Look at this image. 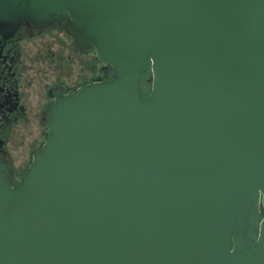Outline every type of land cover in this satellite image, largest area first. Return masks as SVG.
Instances as JSON below:
<instances>
[{
    "label": "water",
    "instance_id": "1",
    "mask_svg": "<svg viewBox=\"0 0 264 264\" xmlns=\"http://www.w3.org/2000/svg\"><path fill=\"white\" fill-rule=\"evenodd\" d=\"M24 19L110 70L0 159V264H264V0H0Z\"/></svg>",
    "mask_w": 264,
    "mask_h": 264
},
{
    "label": "flooded vegetation",
    "instance_id": "2",
    "mask_svg": "<svg viewBox=\"0 0 264 264\" xmlns=\"http://www.w3.org/2000/svg\"><path fill=\"white\" fill-rule=\"evenodd\" d=\"M52 29L57 34L54 40L55 45L60 47L59 50L53 52L50 48L43 47L30 52L24 49V42L40 39ZM69 39L71 41L68 43ZM64 50L69 53L65 55ZM93 53H97L93 47L86 50L79 47L70 25L65 21L54 22L49 28L39 30L28 19H24L13 37L6 38L0 34V159L8 166L13 183L17 182L22 172L16 169L10 154L9 144L15 130L18 128L23 131L21 136L38 133L40 137H46V118L57 91L68 94L85 85L106 81L110 67L98 56L93 57ZM84 57L90 58L84 61ZM80 59L82 71L78 68L74 72L73 68L75 65L79 66ZM48 77L51 78L49 82L40 86L43 94L37 95L33 103L30 90L34 82L31 80H45ZM43 144L44 141L40 143L32 140L27 143L23 140L19 148L34 147L35 151Z\"/></svg>",
    "mask_w": 264,
    "mask_h": 264
},
{
    "label": "rangeland",
    "instance_id": "3",
    "mask_svg": "<svg viewBox=\"0 0 264 264\" xmlns=\"http://www.w3.org/2000/svg\"><path fill=\"white\" fill-rule=\"evenodd\" d=\"M57 34L55 33V30H51L48 34H46L44 37L40 38V39H35V40H28L26 42H24L23 47L26 51H35L36 48L40 49L43 47H47L50 48L53 52H56L57 50L60 49V47H58V45H55V40L54 37ZM68 43L71 41V39L67 40ZM66 48V46H64ZM65 55L67 53H69L68 51L64 50ZM98 56L97 53H93V57ZM91 57V56H90ZM90 57H84L83 60L84 61H88V59ZM82 59V58H81ZM80 59L79 61V66L75 65L74 66V72L78 71H82V69L80 68V63H82V60ZM48 74H51V71H48ZM51 78H45V80H39V79H35V80H31V82H34V85L32 86L31 90H30V97H31V101L34 103L36 100L37 95H42L43 94V89L40 86H43L44 84L48 83L49 80ZM35 105V104H34ZM30 131H32L33 133L35 132V130L30 129ZM48 133V131H47ZM23 135V131L19 130L17 128V130H15L14 135L12 136V141L9 144V148H10V154L12 155V159H13V163L16 167V169H18L19 172L23 171L24 169L28 168L29 165L32 162V158H31V152L35 149L33 148H28L27 146H24V148H19L20 143L24 140L27 143L31 142L32 140H37V141H45V137L41 136L38 133H34L32 136H21ZM29 162V165H28ZM18 181V180H17Z\"/></svg>",
    "mask_w": 264,
    "mask_h": 264
}]
</instances>
